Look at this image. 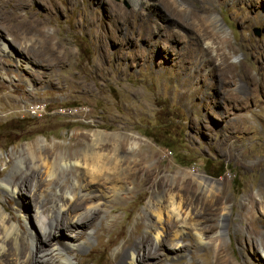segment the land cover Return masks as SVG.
Listing matches in <instances>:
<instances>
[{"label":"rangeland","instance_id":"374dc122","mask_svg":"<svg viewBox=\"0 0 264 264\" xmlns=\"http://www.w3.org/2000/svg\"><path fill=\"white\" fill-rule=\"evenodd\" d=\"M3 1L0 40L13 53H3L0 41V203L23 220L25 236L36 231L39 246L44 238L37 200L6 191L2 181L33 179L45 191L57 163L51 170L65 176L62 188L84 183L93 163L79 135L107 131L142 140V170L154 172L145 183L131 178L121 188L125 199L99 201L108 212L89 231L96 233L91 248L71 264H115L127 243L154 242L157 198L180 195L170 186L186 173L209 176L218 183L214 193L225 196L210 222L194 215L199 228L217 227L206 236L220 239L219 248H196L188 237L187 253L168 257L162 248L158 264H264V0H152L153 25L127 0H110L131 13L120 25L104 0L93 7L90 0H31L19 9ZM39 102L47 103L46 115L30 119L29 106ZM33 155L49 169L35 172ZM253 197L257 226L247 206Z\"/></svg>","mask_w":264,"mask_h":264},{"label":"bare ground","instance_id":"6f19581e","mask_svg":"<svg viewBox=\"0 0 264 264\" xmlns=\"http://www.w3.org/2000/svg\"><path fill=\"white\" fill-rule=\"evenodd\" d=\"M39 1L43 2V0ZM96 1L90 0L89 3L91 6H95ZM127 1L132 6L134 5L136 13L144 22L153 25L155 21L154 13L156 10L158 11V6L152 0ZM0 3L1 6L2 2ZM30 3L31 0H14L13 8H24ZM104 3L112 11L110 16L115 19L117 24L120 25L127 21L131 13H126L123 9H120V6L114 5L110 0H104ZM105 5L103 6L105 7ZM105 13L108 14L107 11ZM6 14L7 20H12L13 16L9 13ZM93 16H95L93 21L98 22L97 16L94 14ZM36 24L38 25L39 22H36ZM1 42H3L1 43L3 53L12 54L10 44L4 40ZM157 46H160V43ZM79 136L84 138L82 140L86 146L84 154H90L93 163L88 168L83 167L86 169L85 177L87 176L84 183L75 181L70 187L62 188L59 183L66 182L65 176L51 170L57 163H52L53 166H50L49 169V165L44 161L41 163L42 165L35 163L34 155L32 167L36 169L35 172H39V166L49 169L47 177L43 181L46 186L45 191H42V184L34 186L33 179L31 181L22 179L20 183V178L13 176L2 181L1 186L6 191L15 195L27 193L37 200L36 219L44 238H41L39 246L35 236L36 231L30 229L29 236H25L26 232L23 231L22 226L23 220L15 221L12 212L0 203V264H71L76 257L81 255V252L91 248L96 233L89 231L96 221L108 212L104 204L101 205L99 201L105 200V202H108L112 199L119 201L125 199V196L121 193V188L131 178L137 176L139 181L145 183L154 172V169L146 170L143 168L142 170V163L146 162V156L143 154L142 140L134 135L99 131L90 134L84 133ZM45 143L46 141L42 140L38 144L43 146ZM106 149H108V152H105ZM28 150L33 151L31 147H28ZM120 150L126 153V156L120 155ZM134 157H139L140 160L133 162ZM84 158L87 159L85 155ZM76 165L79 167L80 163H76ZM86 165H90V162ZM35 177L39 178L40 176H37L36 173ZM22 183L24 187H22ZM174 183L176 185H171L169 192L174 188L178 189L181 194L188 195V199L181 194L170 195L166 198L158 197L157 202L161 206H157L159 208L158 212L154 214L158 218L161 229H158L154 224L155 222L149 226L150 232H154L155 235L154 242L142 240L136 245L127 243L125 248L118 253L117 259L115 258V264H149V259L153 258L157 259L153 264H158L162 262L160 259L163 254L159 253L162 248L166 249L167 253L165 255L168 257L180 256L187 253L188 247L185 245V241L188 237L198 243L196 248L202 246L215 248V250L219 248L220 239L207 240L209 238L207 237L208 234L213 233L217 227L205 231L194 223L197 221L194 215H196L195 217H201L208 223L211 221L210 217H216L220 211L224 210L223 200H225V196L214 193L218 183L207 175L192 173L181 175ZM164 184L165 181L161 179L157 183V190L162 189L165 186ZM9 202L19 205V201L15 199L9 200ZM258 202L253 197L250 203L247 204L248 208L251 206L252 211L251 226H257L259 223L257 213L254 211ZM189 206H191V211L187 209ZM199 207L200 210L196 212ZM17 212L21 215L20 219L26 220L20 208H17ZM197 222L201 221L198 220ZM228 227L229 223L223 221L221 231L225 234ZM51 239H56V243L53 247L46 249L44 246ZM218 264L229 263L219 258Z\"/></svg>","mask_w":264,"mask_h":264},{"label":"built area","instance_id":"2783aa9c","mask_svg":"<svg viewBox=\"0 0 264 264\" xmlns=\"http://www.w3.org/2000/svg\"><path fill=\"white\" fill-rule=\"evenodd\" d=\"M46 102H39V103H33L32 105L29 106L27 110V115L29 116L30 119H38L44 115H46ZM66 110L65 109H59L58 113L60 114H65ZM69 112H71L69 110Z\"/></svg>","mask_w":264,"mask_h":264}]
</instances>
